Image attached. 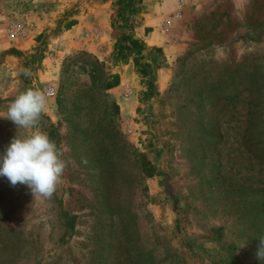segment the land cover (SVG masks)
<instances>
[{
	"label": "rangeland",
	"instance_id": "rangeland-1",
	"mask_svg": "<svg viewBox=\"0 0 264 264\" xmlns=\"http://www.w3.org/2000/svg\"><path fill=\"white\" fill-rule=\"evenodd\" d=\"M30 1L0 0V114L27 89L52 84L56 93L32 129L0 118V153L15 136L54 129L67 167L51 199L0 177V264H264L255 256L264 236V0H223L198 14L183 0L145 29L155 38L141 40L139 55L115 46L138 24L139 4L118 19L111 0L117 35L106 62L80 46L55 56L48 38L102 0L70 1L47 33L33 30ZM16 19L28 36L9 40L4 27ZM83 28V43L99 33ZM80 52L118 76L117 90L84 95L85 57L66 60Z\"/></svg>",
	"mask_w": 264,
	"mask_h": 264
},
{
	"label": "clouds",
	"instance_id": "clouds-1",
	"mask_svg": "<svg viewBox=\"0 0 264 264\" xmlns=\"http://www.w3.org/2000/svg\"><path fill=\"white\" fill-rule=\"evenodd\" d=\"M21 72L26 77L31 75L27 68ZM46 106L44 92L27 89L16 96L0 118L11 121L17 129H32L43 119ZM62 155L44 132L15 136L0 153V177L6 178L13 187L25 185L33 198L51 199L67 167ZM255 256L264 261V236L259 239Z\"/></svg>",
	"mask_w": 264,
	"mask_h": 264
},
{
	"label": "crops",
	"instance_id": "crops-1",
	"mask_svg": "<svg viewBox=\"0 0 264 264\" xmlns=\"http://www.w3.org/2000/svg\"><path fill=\"white\" fill-rule=\"evenodd\" d=\"M70 1L72 0H31L30 4L28 2V8L31 9L29 12V21L33 22V30L37 31V33H40L43 30V32H49L51 28L47 27L53 24L54 19L59 18V13L70 3ZM110 1L111 0H102L97 4L92 3V5H90L92 8L88 7L84 14L68 17V24L66 26H62L56 35H48L49 41L51 42L50 45L54 46L55 56H57L59 52H61L62 55H65L70 51L78 49L80 46L93 53L98 59L106 62L108 54L113 49L115 36L117 35L116 31L109 27L110 14L107 9ZM182 1L183 0H163L162 2H159L158 0H140L138 3L140 12L138 14L141 15V17L137 21L138 24H136L132 29L127 30L125 34H128L130 38L135 39L142 47H144L145 44H143L141 40L145 42L148 38H155V35L151 33V31L145 33V29L161 22L158 20V17L161 13H165V10H177L182 5ZM223 2V0H192L189 2V5L191 3L195 4L194 9L198 14L199 7L210 8L219 6L221 8L223 7ZM93 6H95L96 9H94ZM92 24H95V26L99 29V34L95 36L93 40H88L83 43L81 41V32L84 30L83 27L84 25ZM140 29L141 31H139ZM98 41L103 42L102 45H100L101 47H93V44ZM77 43L81 45H77ZM145 43L147 45V42ZM150 45H153V43ZM130 62L131 61L128 60L124 66L128 67ZM125 75L126 73L124 70L119 72L120 77ZM119 86L120 85L110 88L109 92L113 93V91L117 90ZM127 99L128 100L124 103L127 104L129 108L131 106L133 107L136 103V98L128 97ZM129 108L127 109L130 110Z\"/></svg>",
	"mask_w": 264,
	"mask_h": 264
},
{
	"label": "trees",
	"instance_id": "trees-1",
	"mask_svg": "<svg viewBox=\"0 0 264 264\" xmlns=\"http://www.w3.org/2000/svg\"><path fill=\"white\" fill-rule=\"evenodd\" d=\"M113 1H115V5H116L115 16L118 19H126L127 17L126 14L129 15L130 12H133L132 10L136 7L135 4L137 5L140 2V0H113ZM115 46L118 47V50L120 52L134 51L135 53H138L137 55H139V52L142 49V46L135 39L130 38L128 34L125 33H121L120 38L118 39ZM83 57H85L86 60L83 61L84 66H82V69L86 73L88 77L87 81L89 82V85L86 86L85 88L86 91L84 93L86 94L84 95L91 96L92 94L94 96L95 94L96 96L99 95L106 96L107 95L106 90L118 84V76L116 74H111L110 72H108L104 67L103 62L83 52L72 55L68 57L66 60H68V62L72 64L78 62L79 60H82ZM67 64L68 63H66V65ZM133 65L134 66L137 65L136 58H133ZM110 109H111V114H115L118 111L117 105L113 101H110ZM112 129H113L112 127L111 128L101 127L98 128L97 130L99 132H105V131L110 132ZM54 134L55 131L54 129H52L49 130V132L46 135H48L49 139L52 140L54 138ZM113 134L115 133L113 132ZM263 168H264V164H263Z\"/></svg>",
	"mask_w": 264,
	"mask_h": 264
},
{
	"label": "built area",
	"instance_id": "built-area-1",
	"mask_svg": "<svg viewBox=\"0 0 264 264\" xmlns=\"http://www.w3.org/2000/svg\"><path fill=\"white\" fill-rule=\"evenodd\" d=\"M29 26L25 24L22 20L16 19L7 22L4 27V35L9 40H22L28 36ZM98 35L99 33L95 30L86 33V37H90L91 35ZM125 91H129L127 87H125ZM47 96V98L54 97L56 93V89L52 84H46L42 89Z\"/></svg>",
	"mask_w": 264,
	"mask_h": 264
}]
</instances>
